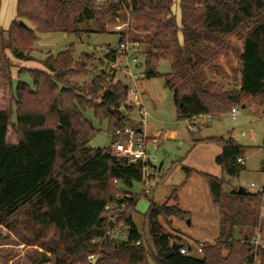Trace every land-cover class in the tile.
Returning a JSON list of instances; mask_svg holds the SVG:
<instances>
[{"label":"trees","instance_id":"obj_1","mask_svg":"<svg viewBox=\"0 0 264 264\" xmlns=\"http://www.w3.org/2000/svg\"><path fill=\"white\" fill-rule=\"evenodd\" d=\"M173 4L174 0H17L15 18L4 28L7 47L18 59L28 60L37 32L80 35L82 23L90 21L103 32L102 17H118L125 10L127 25L117 30L119 43L127 39L140 44L144 77L165 79L178 119L264 104V0H179V17ZM116 50L107 53L113 62ZM231 53L239 62L231 68L233 81L240 86L225 89L209 79L206 70L220 71L216 59L230 58ZM73 54L71 44L44 58L45 68L26 69L32 84L18 81L8 105L0 92V226L21 243L42 248L36 264H91L87 256L95 253L94 264H150V259L156 264H252L255 253L264 264V246L251 242L256 227L262 231L264 190L238 187L227 192L224 177L206 172L199 174L220 217L216 241L205 240L201 257L189 254V244L164 232L159 219L186 218L190 212L177 203L151 200L144 213L153 246L148 245L133 219L138 196L129 190L142 180L144 164L91 146L98 129L86 116L92 110L100 122L107 120L112 132L121 123L134 125L129 113L135 106L126 102L128 85L113 83L115 73L101 71L83 88L72 77L84 74L85 65ZM162 60L170 62L169 72L158 70ZM87 91L99 100L89 98ZM207 139L221 145L215 160L222 170L239 176L245 169L239 157L244 158L246 146L232 134ZM171 197L178 200L177 190ZM110 205L115 207L109 209ZM118 210L115 223L128 227L125 240L104 237L113 225L111 214ZM236 227L247 232L238 238ZM6 239L0 235V241ZM173 242L188 252L173 249Z\"/></svg>","mask_w":264,"mask_h":264},{"label":"rangeland","instance_id":"obj_2","mask_svg":"<svg viewBox=\"0 0 264 264\" xmlns=\"http://www.w3.org/2000/svg\"><path fill=\"white\" fill-rule=\"evenodd\" d=\"M17 0H1L0 25L8 27L15 18V3ZM173 11L176 13L175 7ZM126 11L122 10L118 17L104 15L102 22L105 24V31H98V24L95 21L82 23L84 31L77 35L74 32L60 30L37 32L38 39L32 47L27 50L28 60L18 59L7 47V32L0 27V92L3 94V104L8 105L10 96L13 94L18 81L32 84L30 74L26 69L31 67H42V60L48 55H56L65 50L71 44L74 45L73 57L76 61H82L85 65V72L82 75L72 77V80L88 87L93 84L95 77L101 71L114 72L113 83L121 81L127 85L136 83L138 93L133 98L141 97L142 104L148 112L146 124L143 125L137 111L138 103L132 96L126 97V102L133 103L135 109L130 116L136 117L134 125H142L149 137H158L157 148L149 145L151 150L153 167L152 180L149 185L143 181L134 182L129 189L138 196L136 210L133 219L137 227L146 235L148 245L152 247V239L149 234V226L145 221L144 213L148 210L151 200L159 204L168 202L178 204L183 210L190 212L189 217L177 218L170 216L166 219L160 217L159 221L164 232L172 235L178 241H186L191 247V252L196 257H201L197 250L198 241L215 242L219 234L220 217L218 210L214 207L205 179L199 172L211 173L224 177L226 182L224 189L229 192L240 186L248 191H255L250 184H264V104L252 102L246 107H239L237 119H232L230 113L220 115L202 116L199 122L201 127L196 130H189L186 120L177 118L176 105L173 93L166 85L162 77H144V56L139 48L132 51L138 56L142 66L131 60V57L120 58L114 63L107 53L118 47L120 34L117 32V25H124ZM126 25V23H125ZM30 26L34 27L32 24ZM124 28V27H123ZM122 30V29H121ZM232 42L240 44L234 37ZM129 61V70L137 77L132 78L128 74L126 62ZM222 69L217 72L215 68L207 71L209 79H215L217 84L223 88H231L235 84L234 73L231 68L239 66L238 59L231 53L230 58L224 55L216 59ZM170 62L162 60L158 66L161 73L170 71ZM107 85V84H106ZM237 85V84H235ZM88 97L99 100L97 95L86 92ZM95 96V97H94ZM13 117L15 120V104L13 105ZM124 111V107H122ZM95 127L98 129L95 137L90 141L93 147L110 148L113 139V132L107 128V120L102 122L97 119L92 110L86 112ZM253 130L254 137H251ZM174 131L173 136L168 133ZM162 132V135L159 134ZM235 133L237 141L246 146L247 162L245 169L239 176L230 177L216 162V155L221 151V145L207 138L214 136L229 137ZM185 168H191L189 174ZM148 188L149 191L144 189ZM177 190L178 200L171 197ZM119 210L116 212V214ZM261 227L260 239L264 240V201L261 205ZM122 239L128 236V227L124 226ZM245 228L236 227L235 236L241 238ZM0 235L7 238L0 241V264H36L42 257V248L21 243L10 231L0 226ZM150 264H156L150 259Z\"/></svg>","mask_w":264,"mask_h":264},{"label":"built area","instance_id":"obj_3","mask_svg":"<svg viewBox=\"0 0 264 264\" xmlns=\"http://www.w3.org/2000/svg\"><path fill=\"white\" fill-rule=\"evenodd\" d=\"M127 25V23H126ZM125 26L122 24H118L116 27L118 30L123 29ZM140 48V44L138 42H129L127 39L121 41L118 44L117 50H116V58L117 60L123 57H131V60L135 63H137L138 66H141V61L138 59L137 55H134V53L131 54L132 51H137ZM116 60V61H117ZM116 61L114 63H116ZM128 67V74L132 76V78L137 77V75L129 70V61L126 62ZM138 88L136 83L134 85H128L127 88V96L135 95V93H138ZM129 103V102H128ZM138 112L141 120V123L143 125L146 124L147 116L149 115L147 110L144 108L143 104H141L138 108ZM232 119H237L239 114V107H233L231 111L229 112ZM205 115H196L190 119H187L188 128L190 130H196L197 127H201L202 123L199 122L200 118ZM209 116V115H206ZM252 137H254L253 130H251ZM158 143V137H149L146 132L143 129L142 125H132L129 123H121L117 125L113 131V139L111 141V145L109 150L112 154L116 156H124L128 158L129 162H133L136 160H140L143 162V175L142 180L145 185H149L153 174L151 173V168L154 165H149L148 160H150L152 163V159H155V157H152L151 150L149 149V145L153 144L155 149L157 148ZM239 161L244 163V158L239 157ZM251 187H254L256 191H263L264 190V184L257 185L256 183H251ZM146 192L149 191L148 188L144 189ZM128 196H132L131 194H127ZM115 206L110 205L108 206L109 209L113 208ZM119 214H111V220L113 221V225L106 231L104 234V237L109 236L112 238H116L119 240H123L122 236L124 234V224H116L115 221L117 220ZM260 227H256L254 236L251 239V242H253L256 246L261 245L264 246V240L260 239ZM127 238V237H126ZM124 238V240L126 239ZM137 244L140 243V240L136 241ZM204 246V241H199L197 244V250L199 252H202V248ZM180 252L187 253L188 251L185 248H182L180 246ZM189 254H192V252H188ZM98 253L90 254L87 256V259L89 263L94 264L97 260ZM252 264H261V261L258 257V255L255 253Z\"/></svg>","mask_w":264,"mask_h":264},{"label":"crops","instance_id":"obj_4","mask_svg":"<svg viewBox=\"0 0 264 264\" xmlns=\"http://www.w3.org/2000/svg\"><path fill=\"white\" fill-rule=\"evenodd\" d=\"M15 4H17V1H16V3ZM173 7H175V9H176V15L179 17V14H180V10H179V0H174V4H173ZM0 12H1V10H0ZM15 15H16V5H15ZM0 27H3V26H1L0 25ZM3 28H6V27H3ZM31 68H39V69H43L42 67H31ZM215 80V79H214ZM234 86V85H233ZM233 86H231V87H233ZM240 85L239 84H237L236 85V87H239ZM227 89V88H226ZM133 98V97H132ZM134 100H135V103L137 102L139 105H138V107H137V111H138V108H139V106L142 104V100H141V97L139 98V97H137V98H133ZM129 117H131V119H133L134 121L136 120V117H132V116H130V113H129ZM186 122H187V120H186ZM144 129V128H143ZM190 130V129H189ZM159 134H161L162 135V132H159ZM175 134V132L174 131H171L170 133H168V135L169 136H173ZM232 136L237 140V138H236V135H235V133H232ZM251 137H252V133H251ZM253 138V137H252ZM220 152V151H219ZM246 162H247V154L245 153V155H244V163H245V165H246ZM264 163L262 162V165H263Z\"/></svg>","mask_w":264,"mask_h":264},{"label":"water","instance_id":"obj_5","mask_svg":"<svg viewBox=\"0 0 264 264\" xmlns=\"http://www.w3.org/2000/svg\"><path fill=\"white\" fill-rule=\"evenodd\" d=\"M20 24L21 25H26V23L24 21H22V20L20 21ZM262 162L264 163V159H263ZM148 164L151 165V166L153 165V163L150 160H148ZM243 189H244V187L243 186H240L238 190L239 191H243ZM180 246H181V244H179V243H176V242H173L172 243V247L175 250H178L180 248Z\"/></svg>","mask_w":264,"mask_h":264}]
</instances>
